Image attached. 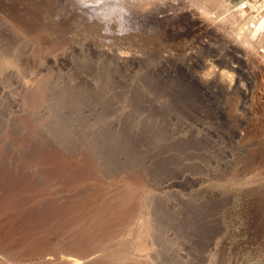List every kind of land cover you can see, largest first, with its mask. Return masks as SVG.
I'll use <instances>...</instances> for the list:
<instances>
[{"label": "rangeland", "instance_id": "1", "mask_svg": "<svg viewBox=\"0 0 264 264\" xmlns=\"http://www.w3.org/2000/svg\"><path fill=\"white\" fill-rule=\"evenodd\" d=\"M119 4L0 0V264H264L259 107Z\"/></svg>", "mask_w": 264, "mask_h": 264}, {"label": "bare ground", "instance_id": "2", "mask_svg": "<svg viewBox=\"0 0 264 264\" xmlns=\"http://www.w3.org/2000/svg\"><path fill=\"white\" fill-rule=\"evenodd\" d=\"M121 1L122 4H119V8L117 7L118 11L129 10L131 19L144 24L142 26L148 28L150 32L145 29L148 33H144L145 36L143 33L141 34L147 41L152 39L155 47L169 46L175 48L176 54L182 53L191 56L190 58L197 56L192 48L195 43L205 47L208 50L207 55H211V57L205 59L204 66H210L208 64L211 60L216 62V65L211 63V67L214 69L217 67V73L227 79L226 90L229 94H237L239 90L242 101H240L238 109L251 113L252 102H255L257 104L255 105L259 107L254 110L255 112L249 120L241 121V129L233 131V136L239 139L252 138L258 144L264 142V0H245L238 6H236L238 2L233 0ZM113 10L116 12L115 8ZM116 19L118 18L116 17ZM216 71H206L204 75L209 78L211 73ZM252 87L254 88L251 89ZM257 150L256 157L261 156L260 159L264 163L263 146L261 148L258 146ZM257 160L254 162H258ZM99 211L104 213L105 208ZM99 211H96L98 215L96 213L94 220L89 224L94 228L102 227L105 223V217L99 215L101 214ZM114 213L116 214V212ZM107 220L106 223H108ZM81 228H83L82 225ZM84 229L82 231L86 233ZM78 245L80 244L78 243ZM70 261L72 264L77 262V260Z\"/></svg>", "mask_w": 264, "mask_h": 264}]
</instances>
